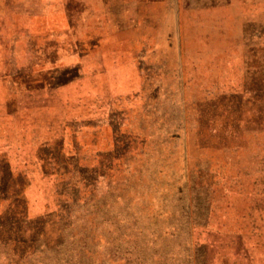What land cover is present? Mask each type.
Segmentation results:
<instances>
[{
  "label": "rangeland",
  "instance_id": "obj_1",
  "mask_svg": "<svg viewBox=\"0 0 264 264\" xmlns=\"http://www.w3.org/2000/svg\"><path fill=\"white\" fill-rule=\"evenodd\" d=\"M0 264H264V0H0Z\"/></svg>",
  "mask_w": 264,
  "mask_h": 264
}]
</instances>
